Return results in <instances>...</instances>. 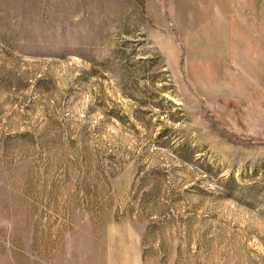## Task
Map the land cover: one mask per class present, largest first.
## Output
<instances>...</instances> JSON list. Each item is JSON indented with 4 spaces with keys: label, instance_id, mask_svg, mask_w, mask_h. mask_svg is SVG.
Segmentation results:
<instances>
[{
    "label": "rangeland",
    "instance_id": "1",
    "mask_svg": "<svg viewBox=\"0 0 264 264\" xmlns=\"http://www.w3.org/2000/svg\"><path fill=\"white\" fill-rule=\"evenodd\" d=\"M160 30L0 0V264H264V97L185 95Z\"/></svg>",
    "mask_w": 264,
    "mask_h": 264
},
{
    "label": "crops",
    "instance_id": "2",
    "mask_svg": "<svg viewBox=\"0 0 264 264\" xmlns=\"http://www.w3.org/2000/svg\"><path fill=\"white\" fill-rule=\"evenodd\" d=\"M145 4L188 86L185 95L200 92L238 107L264 97V0H145Z\"/></svg>",
    "mask_w": 264,
    "mask_h": 264
}]
</instances>
